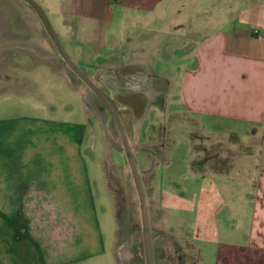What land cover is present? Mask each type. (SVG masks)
<instances>
[{"label": "crops", "instance_id": "0c3cea01", "mask_svg": "<svg viewBox=\"0 0 264 264\" xmlns=\"http://www.w3.org/2000/svg\"><path fill=\"white\" fill-rule=\"evenodd\" d=\"M37 1L70 56L95 81L98 77L99 85L105 76L118 84L119 76L127 80L145 72L147 81L139 80L153 84V100L160 96L166 110L179 111L176 131L192 120L208 137L202 147L192 135L196 129L185 127L181 133L191 156L179 162L213 178L196 177L194 192L178 193L165 182L160 194L147 193L150 214L157 205L156 224L151 219L158 227L151 228L154 263L264 264V159L251 162L247 143L236 163L224 153L239 146L215 139L240 137L238 125L246 126L247 136L255 135L264 121V0L232 1L219 24L196 18L210 11L194 6L198 0ZM41 22L24 0H0L4 72L17 73L16 66L38 70L45 62L46 74L67 76L71 94L83 97L81 77L68 74L51 41L46 46ZM16 78L4 82V93L24 97L37 86L35 80ZM107 94L112 97L110 89ZM70 102L61 110L33 104L13 111L4 104L0 264H147L138 243L120 231L116 210L113 230L102 220L95 166L88 159L95 157L91 113L86 105L85 114L73 111ZM223 122L228 126L220 128ZM160 149L157 163L169 151L164 144ZM179 201L191 209H182Z\"/></svg>", "mask_w": 264, "mask_h": 264}, {"label": "rangeland", "instance_id": "374dc122", "mask_svg": "<svg viewBox=\"0 0 264 264\" xmlns=\"http://www.w3.org/2000/svg\"><path fill=\"white\" fill-rule=\"evenodd\" d=\"M232 1L236 4L235 2L238 0H198L195 2L194 6L199 5L201 8L203 7V9L208 6L206 9L210 11L198 14L196 18L202 21H204L203 19L205 18H209L210 22L219 24V22H222L224 17H227L230 10L229 4H231ZM24 3L34 15H38L37 11L27 0H24ZM41 29L43 32L42 36L46 35L45 38L47 37L49 40V42L45 43L46 46L50 48L48 45L50 41L55 46L43 21L41 22ZM42 48V52H47L45 46L42 45ZM22 50L24 49H21V51ZM56 50L59 53L57 47ZM59 57H61V63L66 65L68 74L77 75L60 53ZM15 61L17 62V60ZM20 61H26L24 63H29L28 59L20 58ZM40 63L41 65L38 66V70H25L16 66L12 69H17L19 71L17 73L19 74L16 72H4V56L0 55V114H4V104H7V108L13 111H23L28 107H32L33 104H35V106L43 107L44 109L48 107V104H52L61 110L66 102L71 103L70 100L72 101L73 111L85 114V108L83 107L85 104L83 105V102L86 101L87 109L91 113L89 115L91 121L89 120L88 129L92 135L93 148L91 149L93 151V156H95L93 159L90 155H88V159L90 163L95 166V168L93 167L94 169H92V172L96 176L94 189L96 195L98 194L96 199L100 208L102 220L103 222L106 220L109 225L108 228L113 230L115 228L113 212L116 210L120 220V226L118 225L121 228L120 231H125L124 234L126 240L128 239L133 241L134 245L138 243L139 249L144 255L145 261L140 197L129 164L128 155L123 145L117 119L111 109L101 100L100 97H98V95L95 94V92L82 78L79 77L82 79L81 83L84 88L83 97L79 92L71 94V86L67 76L60 73L53 75L46 74L42 68L44 67L45 62ZM109 73L113 78V71H110ZM134 74V77H130L127 80H121L120 76V80H117V78L115 79L118 84L122 86L129 85L136 81H139L141 84L146 83L139 80L142 79L140 77L141 75L146 74L145 72H136ZM17 75L18 77L26 79L27 83L30 81H28V79L36 81L37 86H34L33 91L29 90V92H31L29 95L22 97L13 92L8 94L4 93V82H6V80L17 79ZM96 79L98 80V77H96ZM148 80L151 82L150 77ZM100 85L106 93H109V89L105 86V84H103V82L100 81ZM25 86L26 89L33 88L29 87L30 85L28 84H25ZM151 90L152 92L155 90L152 83ZM86 95H88V99H85ZM32 98L34 101H32ZM90 100H92V102L93 100L97 101V104H91ZM115 101L118 108H120L119 110L121 112L125 128L127 129V133L133 143L136 138L134 127V121L136 119L135 111L133 108L123 105L117 100ZM166 107L167 105H164L160 96H157L153 102H151L147 114L140 126L138 141L134 143L135 145L133 147V152L144 185L146 198L147 193L160 194L163 187L161 185H165V182H167L166 184H169L167 185L168 188L175 190L178 193L185 190H187L186 192H194L196 177L199 175L202 177V175H204V177L208 180L213 178V174H210L207 171L198 172L197 169H194L192 166L179 162L180 160L187 159L191 156L188 152L189 144L187 143L184 134H182L183 132L181 133L185 127L196 129L195 132L192 130V135L196 138L197 143L202 147L209 144V140L205 133H201L202 130L199 131V129L197 130V126H192V120H189L190 122L188 123L185 121L184 128H180L176 131L178 128L176 119L179 111L176 110L175 107H170L169 110H166ZM218 126L220 128H224L228 125L223 122ZM238 128L242 131L240 137L233 136L232 140H227V135L215 137V139L219 138L221 140V142L217 141L218 144L227 143L226 146L231 144L234 149L236 145L239 146L237 150H229L228 152H225V158L238 163L244 156V150L240 151L241 148L244 144L249 143V160L251 162L257 160L262 161L264 159V121L259 125L258 133L252 136H247V133L244 131L246 126L238 125ZM174 134H176L177 137ZM163 144L166 149L167 147L169 148V151H165L162 154L163 156L161 157V160L157 163L156 159L161 156L160 147ZM154 149L159 151L155 152ZM242 169L243 171H246V167H242ZM235 170L236 169L234 168V177L240 174L238 173L239 170ZM234 203L237 204L238 201H234ZM186 204L187 203L183 201H179V207L184 210L191 209V207ZM244 205L246 207V203H244ZM151 208L152 214L148 211L150 214V228L155 230L158 227L157 225L151 226V219L152 221L154 220V223L156 224L153 214L157 205L153 204V207Z\"/></svg>", "mask_w": 264, "mask_h": 264}, {"label": "water", "instance_id": "95a60500", "mask_svg": "<svg viewBox=\"0 0 264 264\" xmlns=\"http://www.w3.org/2000/svg\"><path fill=\"white\" fill-rule=\"evenodd\" d=\"M37 11L41 20L43 21L49 35L51 36L55 46L57 47L60 55L65 59L68 65L88 84V86L95 92L98 97L111 109L115 118L117 119L121 137L123 140V145L125 151L128 155L129 164L134 176V180L138 189L140 203H141V213H142V222H143V236H144V249L147 264H155L154 263V255H153V246H152V237H151V228L149 221V213H148V205L147 198L144 189V185L142 182V178L139 172V168L136 162V158L133 152V147L129 142L126 128L122 121L119 108L115 101L112 99L110 95H108L104 89L95 81V79L89 75L68 53L64 44L62 43L58 33L56 32L52 22L50 21L47 13L45 12L42 5L37 0H27Z\"/></svg>", "mask_w": 264, "mask_h": 264}, {"label": "bare ground", "instance_id": "6f19581e", "mask_svg": "<svg viewBox=\"0 0 264 264\" xmlns=\"http://www.w3.org/2000/svg\"><path fill=\"white\" fill-rule=\"evenodd\" d=\"M52 55V53H51ZM49 56V55H48ZM106 77V81L108 83V86L110 87V92L112 95V98L119 101L121 104L129 106L134 109L136 119L134 121V127H135V142L138 141L140 126L147 114L148 108L153 101V92L151 90L150 83L147 84H137L138 82H135L134 84H129L126 86H122L117 84L115 81H113L111 78ZM147 81V79H146ZM91 104H97V101L90 100ZM120 109V108H119ZM120 111V110H119ZM121 115V112H120ZM122 118V115H121ZM123 121V118H122ZM127 133V132H126ZM128 139L132 147H134L135 142H131L130 136L128 135Z\"/></svg>", "mask_w": 264, "mask_h": 264}, {"label": "flooded vegetation", "instance_id": "af4514ba", "mask_svg": "<svg viewBox=\"0 0 264 264\" xmlns=\"http://www.w3.org/2000/svg\"><path fill=\"white\" fill-rule=\"evenodd\" d=\"M142 79H144L145 81H146V79H147V75L145 74V75H143L142 76ZM103 82H104V84H106L107 86H108V83H107V81H106V77H103ZM135 83V82H134ZM134 83H132V84H134ZM137 84H140V83H137ZM146 84V83H145ZM142 85H144V84H142ZM109 87V86H108ZM109 89H110V87H109ZM123 123H124V121H123ZM124 126H125V124H124ZM126 132H127V129H126ZM129 135V134H128Z\"/></svg>", "mask_w": 264, "mask_h": 264}, {"label": "built area", "instance_id": "2783aa9c", "mask_svg": "<svg viewBox=\"0 0 264 264\" xmlns=\"http://www.w3.org/2000/svg\"><path fill=\"white\" fill-rule=\"evenodd\" d=\"M93 78H94V77H93ZM85 97H86L85 99H88V98H87V97H88V95H86ZM84 104H85V105H87V104H86V101L84 102Z\"/></svg>", "mask_w": 264, "mask_h": 264}]
</instances>
